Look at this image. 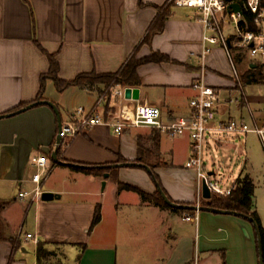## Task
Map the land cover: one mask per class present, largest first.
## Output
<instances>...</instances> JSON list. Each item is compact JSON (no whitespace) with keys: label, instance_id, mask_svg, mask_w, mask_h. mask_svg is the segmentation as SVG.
Masks as SVG:
<instances>
[{"label":"crops","instance_id":"0c3cea01","mask_svg":"<svg viewBox=\"0 0 264 264\" xmlns=\"http://www.w3.org/2000/svg\"><path fill=\"white\" fill-rule=\"evenodd\" d=\"M161 15L163 30L145 41ZM203 34L195 11L171 0H0V115L35 103L43 85V101L59 107L63 122L78 118L80 107L96 105L100 87L72 86L60 92L52 78L43 79L50 72L48 54L59 63V79L70 82L86 74L117 73L134 55L143 59L159 53L169 60L138 67L140 100L129 105L156 106L163 123L170 124L188 115L198 94L194 84L204 77L220 93L221 118L262 124L264 83L240 89L223 48L216 46L203 56ZM58 133V117L45 104L0 119V264H212L217 259L221 264H260L256 227L249 220L195 211L198 219L186 221L185 213L120 189L123 183L151 195L157 191L147 169L119 165L122 159L137 161L144 146L163 158L155 173L172 200L201 205L196 173L186 167L188 134L166 135V142L157 128L127 127L118 134L98 125L62 145L63 164H57L52 154ZM180 142L186 143L184 162L177 160ZM39 154L47 155L54 167L44 191L60 199L32 203L19 198L35 186L33 158ZM71 164L108 166L110 177L73 170ZM59 172L66 177L62 185L56 183ZM129 175L142 183L126 180ZM98 205L102 219L92 228ZM255 210L264 228L256 202ZM27 234L52 252L48 260L39 263V244Z\"/></svg>","mask_w":264,"mask_h":264},{"label":"built area","instance_id":"2783aa9c","mask_svg":"<svg viewBox=\"0 0 264 264\" xmlns=\"http://www.w3.org/2000/svg\"><path fill=\"white\" fill-rule=\"evenodd\" d=\"M178 7L193 9L195 17L204 26L202 43L203 56L210 53L214 47L223 48L233 68V78L240 89L245 88L242 75L234 61L232 50L247 52L251 58L246 71H255L264 66V0H171ZM239 6L236 10L233 6ZM229 24L231 31L225 33L224 27ZM194 87L198 94L191 99L189 113L170 124L162 121V111L153 105L131 106L126 98L127 86L117 85L107 93L100 95L96 105L90 109L80 107L78 118L65 121L59 129L62 145L69 143L86 130L105 125L121 134L127 127L157 128L161 133L172 137L190 136V157L186 167L196 173L200 192L204 184L212 195H231L238 187V179L230 186H225L217 176V169L210 167L206 160L207 146L217 147L227 141L223 135L255 133L264 142V121L262 124L250 125L244 119L221 118L220 93L208 85L201 77ZM36 173L32 181L35 186L31 190L21 191L19 198H31L32 203H39L44 194V183L50 177L53 166L49 164L47 155L39 154L33 158ZM198 205H200L198 203ZM198 213V212H197ZM198 216L187 214L186 221H194ZM27 239H33L39 244V239L33 234H27Z\"/></svg>","mask_w":264,"mask_h":264},{"label":"trees","instance_id":"16d2710c","mask_svg":"<svg viewBox=\"0 0 264 264\" xmlns=\"http://www.w3.org/2000/svg\"><path fill=\"white\" fill-rule=\"evenodd\" d=\"M164 23H165V16L161 15L160 17L157 18L156 22L151 27L145 41H150L153 34L157 32H161L164 28ZM48 57L50 60V72L48 75L43 76V79L52 78L55 81L58 91L63 92L67 88L72 87V86L85 87V88H93L97 86L102 89L101 94L105 90H109L112 87L117 86V85L127 86V87H137L140 85V80L138 77L137 69L141 64L150 63V62L161 63V62L169 60L167 56L159 54V53H156L150 57L143 58V59H137V57L134 55L128 60L126 65L117 73L86 74V75L79 76L73 81L65 82V81L60 80L58 77L60 67H59V63L56 60L55 56L48 54ZM242 80L245 85H250L253 83H264V66L257 68L255 71H245L244 74L242 75ZM43 95H44V85L42 86L38 99L35 102L43 101ZM22 108L20 107L17 109H13L11 112L7 114L16 113ZM60 154H61V148L59 149V157H60ZM153 154L154 153L148 150H144L143 147H140V157L134 163L150 166L153 169L156 180L161 184L159 176L155 173V168L160 165L149 164L145 160L147 156H153ZM127 162L128 161L125 159L120 160V163H127ZM70 167L73 170H79L87 174H97V175L105 174L111 170V168H109L108 166H102V167L90 166L89 168L83 169L80 167V165L71 164ZM119 187L121 190H132V191L138 192L142 196L144 201L153 202L160 208H169L173 212H176V213H185V214L195 215L194 210L170 208L165 203V201L163 200L158 190L153 195H151L137 187H134L128 184L120 183ZM254 191H255V186L250 176L249 175L242 176L238 179L237 189L231 195L221 196L218 194H213L211 199L209 200H206L203 198L201 201V205L205 207H212L215 209H220V210L236 211L243 215L254 218L258 224V231L256 229V232H257L256 234H257V239H258V235H260L263 258H264V228L262 227L261 220L258 216L257 211L255 210ZM170 199L172 198L170 197ZM180 204L191 205V204H185V203H180ZM242 218L246 219L245 217H242ZM101 219H102L101 206L98 205L95 211L92 228L95 227L97 224H99ZM257 243H258V248H259V241H257ZM37 255H38L39 263H42L45 260L49 259V257L52 255V252L48 251L43 244H39ZM224 264H226L225 261H224Z\"/></svg>","mask_w":264,"mask_h":264},{"label":"rangeland","instance_id":"374dc122","mask_svg":"<svg viewBox=\"0 0 264 264\" xmlns=\"http://www.w3.org/2000/svg\"><path fill=\"white\" fill-rule=\"evenodd\" d=\"M184 8V7H180ZM189 9V8H186ZM193 10V9H191ZM225 33L231 31L229 24L224 27ZM234 61L240 71L247 69L251 62V58L247 52H241L237 49L232 50ZM262 88V89H261ZM261 93L264 94V88L261 87ZM105 90L101 95L106 94ZM158 134V133H155ZM227 141L219 144L217 147L206 148V160L210 167L217 169V176L225 186H230L242 174L244 176L250 175L255 185V202L259 206L261 213L264 217V142L258 134H242L240 136L226 134L223 135ZM163 140L167 142L168 137L163 135ZM171 140V139H169ZM169 142V141H168ZM144 149H146L143 146ZM186 158V143L180 142L178 144L177 160L184 162ZM146 162L149 164L162 165L163 158L157 154L147 156ZM66 177H63L61 172L57 174L58 185H62ZM126 180H131L135 184L142 183L140 177L129 175ZM31 199V198H29ZM219 258V257H218ZM212 264H221L220 259L213 260Z\"/></svg>","mask_w":264,"mask_h":264},{"label":"water","instance_id":"95a60500","mask_svg":"<svg viewBox=\"0 0 264 264\" xmlns=\"http://www.w3.org/2000/svg\"><path fill=\"white\" fill-rule=\"evenodd\" d=\"M236 10H240V7L235 5L233 6ZM140 95H141V91L140 88L137 87H128L126 89V98L127 99H132V100H140ZM48 105L50 106L56 113L57 117H58V123H59V129L62 127V116H61V112L59 107L54 104L51 101H38L35 103H32L30 105H28L27 107H24L22 109H20L19 111H17L16 113H10V114H5V115H0V119L2 118H6V117H12L16 114L22 113L28 109H31L35 106L38 105ZM62 137L58 136L57 137V141H56V146L55 149L53 151L52 154V158L53 160L57 163V164H63V162L60 160L59 158V149L62 147ZM122 167H144L145 169H147V171L150 173V175L152 176L154 183L157 187V190L159 191V193L161 194L163 200L165 201V203L170 207V208H177V209H185V210H194L197 212H201V211H207V212H212V213H216V214H229V215H235V216H241V217H245L246 219H248L250 222H252L257 231H258V224L256 222V220L252 217L243 215L241 213H238L236 211H227V210H220V209H215L212 207H205L202 205H183L180 203H177L175 201H173L172 199H170V197L168 196V194L165 192V190L163 189V187L161 186V184L156 180L153 169L150 166L147 165H143V164H137V163H123V164H119ZM81 168L86 169L89 168L90 166L87 165H80ZM105 178H109L110 177V173H105ZM103 188H106V180L103 182ZM202 192H203V198L206 200L211 199L212 197V193L210 191V189L208 188V186L206 184L203 185L202 187ZM61 195L59 194H55L52 192H44L43 196H42V201H53L55 199H60ZM258 241H259V254H260V264H264V258H263V252H262V245H261V238L260 235H258Z\"/></svg>","mask_w":264,"mask_h":264}]
</instances>
